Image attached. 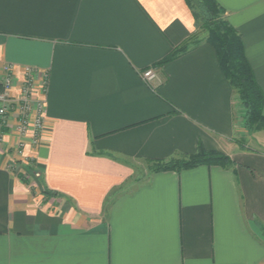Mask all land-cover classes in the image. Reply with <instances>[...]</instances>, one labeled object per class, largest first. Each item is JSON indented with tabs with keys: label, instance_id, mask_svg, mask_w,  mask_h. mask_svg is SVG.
<instances>
[{
	"label": "crops",
	"instance_id": "0c3cea01",
	"mask_svg": "<svg viewBox=\"0 0 264 264\" xmlns=\"http://www.w3.org/2000/svg\"><path fill=\"white\" fill-rule=\"evenodd\" d=\"M217 2L264 93V0ZM206 36L185 0H0V81L48 74L39 146L0 142V264H264V131ZM199 143L231 165L149 171Z\"/></svg>",
	"mask_w": 264,
	"mask_h": 264
},
{
	"label": "trees",
	"instance_id": "16d2710c",
	"mask_svg": "<svg viewBox=\"0 0 264 264\" xmlns=\"http://www.w3.org/2000/svg\"><path fill=\"white\" fill-rule=\"evenodd\" d=\"M194 16L198 29L207 33L204 41L215 49L220 68L226 80L237 93L244 110V126L248 132L264 131V93L247 58L241 34L225 16V10L217 0H185ZM203 40L193 37L177 47L158 65H164L186 54ZM230 157L219 151H207L199 143L194 154L170 160L149 161L152 173L182 172L200 166L228 168ZM45 198L57 196L48 189Z\"/></svg>",
	"mask_w": 264,
	"mask_h": 264
},
{
	"label": "built area",
	"instance_id": "2783aa9c",
	"mask_svg": "<svg viewBox=\"0 0 264 264\" xmlns=\"http://www.w3.org/2000/svg\"><path fill=\"white\" fill-rule=\"evenodd\" d=\"M37 71L31 67H25L23 82L19 93L14 95V66L3 67V78L0 81V142L10 127L9 121L15 123L16 131L21 138L17 148L19 156H22L27 140L33 147H37L41 141V135L45 129L47 112L46 92L48 74L44 75V87L41 94L35 90V76ZM147 83H152L156 78L153 68H148L142 73Z\"/></svg>",
	"mask_w": 264,
	"mask_h": 264
},
{
	"label": "rangeland",
	"instance_id": "374dc122",
	"mask_svg": "<svg viewBox=\"0 0 264 264\" xmlns=\"http://www.w3.org/2000/svg\"><path fill=\"white\" fill-rule=\"evenodd\" d=\"M256 138L259 139V140H262V139H264V136H263V134H259L258 136H256ZM256 146L257 145H255L254 147H256ZM150 167H151V165L149 164V171L151 172ZM147 175H148L147 171H145V170H141V171L137 170L134 182H136L137 184L143 182L146 179Z\"/></svg>",
	"mask_w": 264,
	"mask_h": 264
}]
</instances>
